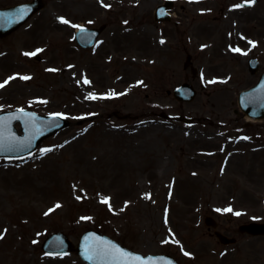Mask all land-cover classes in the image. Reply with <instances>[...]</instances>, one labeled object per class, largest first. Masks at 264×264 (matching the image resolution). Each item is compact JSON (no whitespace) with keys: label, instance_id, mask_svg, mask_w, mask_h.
<instances>
[{"label":"rangeland","instance_id":"rangeland-1","mask_svg":"<svg viewBox=\"0 0 264 264\" xmlns=\"http://www.w3.org/2000/svg\"><path fill=\"white\" fill-rule=\"evenodd\" d=\"M29 1L0 0V8ZM44 1L0 39V112L60 114L72 125L23 159H0V264H83L75 254L46 256L40 245L52 232L76 244L86 230L179 264H264V238L236 233L264 222V145L220 147L211 138L218 125L204 122L227 120L236 95L223 91L229 67L213 53L221 49L192 43L193 0H173L169 24L153 19L166 0ZM255 9L263 16V5ZM103 25L97 46L78 49L75 30ZM187 54L195 78L183 69ZM186 82L197 91L193 102L166 94ZM80 119L87 122L77 126ZM206 216L237 242L221 246Z\"/></svg>","mask_w":264,"mask_h":264},{"label":"water","instance_id":"water-1","mask_svg":"<svg viewBox=\"0 0 264 264\" xmlns=\"http://www.w3.org/2000/svg\"><path fill=\"white\" fill-rule=\"evenodd\" d=\"M43 7L42 0H33L29 4L0 10V37L10 34ZM166 8L157 9V20L169 19L164 15ZM100 31L101 29L96 31L80 30L75 38L80 46L89 47L94 43ZM263 83L264 79L261 80L258 87L251 91L256 93L255 100L261 98V105L258 107L262 109H264V93L259 92L261 91L259 88ZM194 95L195 92L192 87L187 84H183L174 90V97L179 101H191ZM245 95L242 94L241 97ZM161 116L172 119L163 114ZM182 120L191 121L190 119ZM17 121L22 123L23 135L21 136L17 135L13 129V124ZM66 127L67 123L64 120L54 116L41 117L28 111L2 113L0 114V154L22 156L33 151L44 138ZM206 224L215 226L209 219L206 220ZM239 232L253 236H264V224L251 223L241 226ZM216 236L223 244L232 242L219 233H216ZM42 250L49 255L68 254L73 251V247L64 234L54 233L48 236L42 244ZM75 251L86 264H176L167 257L148 256L143 258L94 231H86L83 234Z\"/></svg>","mask_w":264,"mask_h":264},{"label":"flooded vegetation","instance_id":"flooded-vegetation-1","mask_svg":"<svg viewBox=\"0 0 264 264\" xmlns=\"http://www.w3.org/2000/svg\"><path fill=\"white\" fill-rule=\"evenodd\" d=\"M248 3L251 2L249 0H197L194 3L197 9L191 27L193 29L192 43L194 44L200 38L203 43L207 41L212 49L214 47L221 49L222 54L216 50H213V53L216 54L217 60L223 59L229 67L226 75L222 77L226 85L223 91L236 96L241 91L254 87L260 79L259 73H250L249 60L256 59L259 69L260 63L264 61V10L262 16L255 9L260 5L264 6V0H255L250 5H247ZM199 16L204 20L199 21L197 18ZM226 54L229 55L228 58ZM228 59L236 60L240 74H236L230 68ZM208 96L212 95L208 94ZM231 104L236 103L232 101ZM208 123L210 126L218 125L217 132L211 133V138L218 145L247 143L251 139L248 136L252 133H255L259 140L264 136V120L248 124L246 117L237 109L231 111L230 117L223 122L216 124L209 121ZM229 124H233L234 127L240 124L241 130L244 128L239 132L240 138H236L234 128L227 129Z\"/></svg>","mask_w":264,"mask_h":264},{"label":"snow or ice","instance_id":"snow-or-ice-1","mask_svg":"<svg viewBox=\"0 0 264 264\" xmlns=\"http://www.w3.org/2000/svg\"><path fill=\"white\" fill-rule=\"evenodd\" d=\"M249 2L254 3L255 0H249ZM61 22H62V23H68V21H67V20H64L63 18H61ZM161 43H163V41H161ZM236 50L239 51V49H236ZM32 55H35V53H32ZM22 79H29V77H22ZM85 83H88V81L85 80ZM0 87H3V85L0 84ZM92 98H95V97H92ZM45 151H47V150H45ZM103 202H104V203H107L108 201L105 200V201H103ZM56 207H60V205L57 204ZM226 211H231V209H230V208H229V209H226ZM236 214L239 215V213H236ZM117 251H119V250H117ZM185 255H188V253L186 252ZM90 258H91V257H90ZM137 259H139V257H137Z\"/></svg>","mask_w":264,"mask_h":264}]
</instances>
